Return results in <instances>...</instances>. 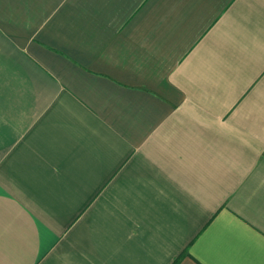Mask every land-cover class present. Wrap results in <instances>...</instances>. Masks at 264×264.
<instances>
[{
	"label": "crops",
	"instance_id": "1",
	"mask_svg": "<svg viewBox=\"0 0 264 264\" xmlns=\"http://www.w3.org/2000/svg\"><path fill=\"white\" fill-rule=\"evenodd\" d=\"M0 264H264V0H0Z\"/></svg>",
	"mask_w": 264,
	"mask_h": 264
}]
</instances>
